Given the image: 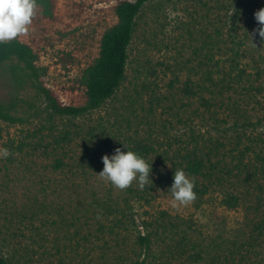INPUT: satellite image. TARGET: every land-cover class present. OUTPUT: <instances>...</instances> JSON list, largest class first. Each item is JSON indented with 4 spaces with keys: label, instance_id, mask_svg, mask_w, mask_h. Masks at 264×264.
Segmentation results:
<instances>
[{
    "label": "rangeland",
    "instance_id": "374dc122",
    "mask_svg": "<svg viewBox=\"0 0 264 264\" xmlns=\"http://www.w3.org/2000/svg\"><path fill=\"white\" fill-rule=\"evenodd\" d=\"M124 1L135 0H50L53 17L36 5L11 40L33 50L38 79L18 60L0 66V103L14 118L0 121V255L9 264H264V46L250 36L264 0H151L114 96L79 118L54 116L39 84L84 104L82 77ZM140 144L152 165L143 188L97 176L103 156ZM196 158L206 164L203 176L187 174L196 198L174 206L175 169Z\"/></svg>",
    "mask_w": 264,
    "mask_h": 264
},
{
    "label": "trees",
    "instance_id": "16d2710c",
    "mask_svg": "<svg viewBox=\"0 0 264 264\" xmlns=\"http://www.w3.org/2000/svg\"><path fill=\"white\" fill-rule=\"evenodd\" d=\"M150 1H124L118 5L116 9L118 24L103 36L99 59L93 66L86 69L82 77L81 85L84 90V104H64L50 89L39 84V88L44 93L49 103V109L54 116L79 118L99 109L114 96L125 80L129 60L128 50L134 37L136 19L144 6ZM35 2L36 5L44 7L45 14L49 18L53 17L50 0H35ZM11 60H18L23 63L27 71L38 79L37 58L29 46L18 41L0 42V66ZM234 64L238 63H232L231 65ZM237 68L239 69L240 67ZM0 121H14L10 111L1 103ZM133 151L141 157L151 152L148 146L142 144L137 145ZM205 168V162L196 158L188 162L185 171L191 177H199L205 174ZM200 194H206V191ZM233 205L235 206V203L232 204V201H230L231 208ZM140 242L144 246L149 245L147 237H141ZM0 264H9V262L0 255Z\"/></svg>",
    "mask_w": 264,
    "mask_h": 264
},
{
    "label": "clouds",
    "instance_id": "9594fccd",
    "mask_svg": "<svg viewBox=\"0 0 264 264\" xmlns=\"http://www.w3.org/2000/svg\"><path fill=\"white\" fill-rule=\"evenodd\" d=\"M35 0H0V42L11 41L27 32L35 15ZM258 27L250 35L259 37V44L264 46V9L255 14ZM254 44V43H253ZM256 46V44H254ZM124 148L127 149L125 145ZM103 170L97 175L114 188L124 190L137 182L143 188L152 181V165L134 151L116 148L111 156L102 158ZM170 168V167H169ZM194 183L183 169H175L173 183L168 190L174 206L188 205L196 198Z\"/></svg>",
    "mask_w": 264,
    "mask_h": 264
}]
</instances>
